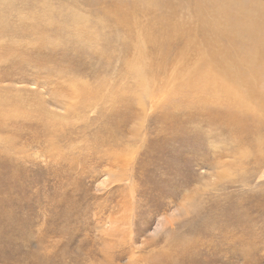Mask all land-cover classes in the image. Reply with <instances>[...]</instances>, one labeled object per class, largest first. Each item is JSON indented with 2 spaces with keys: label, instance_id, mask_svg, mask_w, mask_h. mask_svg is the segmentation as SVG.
Listing matches in <instances>:
<instances>
[{
  "label": "rangeland",
  "instance_id": "1",
  "mask_svg": "<svg viewBox=\"0 0 264 264\" xmlns=\"http://www.w3.org/2000/svg\"><path fill=\"white\" fill-rule=\"evenodd\" d=\"M118 1L0 0V264H264L263 119L230 131L181 90L196 61L174 40L143 45L136 86L135 49L95 22ZM198 1L216 0L129 12L161 42L156 18L191 20ZM76 9L100 25L91 50Z\"/></svg>",
  "mask_w": 264,
  "mask_h": 264
},
{
  "label": "bare ground",
  "instance_id": "2",
  "mask_svg": "<svg viewBox=\"0 0 264 264\" xmlns=\"http://www.w3.org/2000/svg\"><path fill=\"white\" fill-rule=\"evenodd\" d=\"M132 1H129L128 4V1L119 0L117 5L114 3L105 8L102 16L97 17L95 22L100 23L103 27V29L101 28L103 32H99V34L102 33V36L107 27H117L120 30V37L125 40L124 45H126L127 52L133 53V48L135 49V60L127 65V75L135 79L136 86H146L148 82L147 70L138 69V66L141 67L142 64L148 63L143 45L150 43L154 44L155 48L161 44L171 47L172 44L169 42L174 40L181 45L178 49L179 52L188 49L196 61L195 66H184L182 72L178 73L181 80L179 86L181 90L197 93L198 101L201 104L212 103L222 106L225 121L230 127L223 124L230 131L239 127L246 128L250 123L260 118L263 119L264 123L263 5L255 0H213L214 2L210 4L206 1H198L195 7L191 9V20L182 21L179 15L175 18L176 11L170 12V17L156 18L160 22L165 21L166 26H163L161 32L163 34L161 36H164L165 39L164 41L161 39L159 42L157 38L156 40L155 37L153 38L154 34H148L150 31L145 29L143 21H139L134 12H129L134 7L145 15L146 10L139 7L142 2H147L148 5L149 0ZM114 5L115 7H113ZM146 8L151 9L152 7ZM137 16L143 17L139 14ZM152 16L155 15L152 14ZM196 17L200 23L197 32L194 31ZM72 20L85 28L82 33V39L85 41L79 45H86L83 49L91 50L90 46L94 45L96 37L92 36L94 30L89 29V27L93 28L100 25L91 24L90 18L81 15L78 9L75 10V17ZM8 27L4 20L0 19V30H7ZM101 29L99 30L102 31ZM195 33L199 34L200 43H194L193 48L185 47L189 46L190 42L195 41L197 37H194ZM171 49L169 48V50ZM7 50L4 49L6 52L4 58L9 59L7 55L10 51ZM163 51L161 52L163 53ZM110 56L106 53L99 55L103 59L104 57L110 58ZM146 93L147 88L145 87L144 93L137 96L138 104L142 102L143 95Z\"/></svg>",
  "mask_w": 264,
  "mask_h": 264
}]
</instances>
